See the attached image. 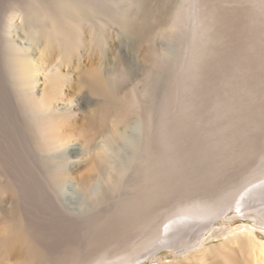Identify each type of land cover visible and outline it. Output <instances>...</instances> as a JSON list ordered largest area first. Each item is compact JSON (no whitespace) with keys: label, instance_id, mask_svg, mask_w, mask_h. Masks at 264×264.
<instances>
[{"label":"rangeland","instance_id":"obj_1","mask_svg":"<svg viewBox=\"0 0 264 264\" xmlns=\"http://www.w3.org/2000/svg\"><path fill=\"white\" fill-rule=\"evenodd\" d=\"M11 1L0 0V11ZM25 1L29 11L25 30L34 48L31 54L41 61L43 54L35 49L37 42L44 45L45 29L32 18L35 5L59 10L63 0ZM69 1L78 7L84 0ZM90 4L99 12L91 10L93 19L96 15L95 28L92 32L86 29L85 42L79 43L76 30L74 51L56 44L49 60L69 63V69L62 70L71 78V87L66 86L70 97L78 95L80 69L102 64L111 71L113 89L126 84L129 101L148 109L145 112L155 135L119 198L94 203L88 220L51 219L55 232L69 236L57 247L70 252L71 264H77L74 258L81 250L91 256L86 264L100 257L123 259L149 239L156 223L167 214L187 203H215L238 185L240 177L254 171L264 142V0H201L194 14L181 11L179 16L180 9L187 8L184 0H94ZM42 14L44 21L49 19L46 12ZM20 22L15 16L13 29ZM42 72L38 74L39 92L45 86ZM98 97L92 95V103L82 105V114L93 111L95 103L103 100ZM110 97L105 101L111 102ZM126 100L119 105H128ZM98 116L92 119L94 126L99 124ZM89 120L87 116L81 123ZM27 121L31 136L39 132L38 127L41 131L35 120ZM101 141L103 136L97 132L93 143ZM42 163L38 168L29 162L28 171L49 186L51 167ZM231 215L212 224L204 221L198 232L185 238L187 244L204 241L203 246L213 250L222 238L211 227L253 226L264 236L262 224ZM156 258L173 264L184 253L165 249Z\"/></svg>","mask_w":264,"mask_h":264},{"label":"bare ground","instance_id":"obj_2","mask_svg":"<svg viewBox=\"0 0 264 264\" xmlns=\"http://www.w3.org/2000/svg\"><path fill=\"white\" fill-rule=\"evenodd\" d=\"M25 2L13 0L0 11V264H71L70 252L57 247L69 236L55 232L51 219L88 220L94 203L119 198L123 185L143 157V150L147 145L151 147L155 132L145 112L148 109L137 101H129L131 92L125 83L126 86L119 84L113 89L108 75L111 71L102 64L80 69L78 95L70 97L67 87L71 78L62 70L69 69V63L49 60L56 44L74 51L76 30L79 43L85 42L86 29L92 32L95 28L93 11L99 12L92 9L90 3L94 0H84L78 7L63 0L59 10L35 5L37 9L31 17L45 29L44 45L37 42L35 49L37 54H43L41 61L31 54L34 48L25 30L29 12ZM200 3L201 0H184L187 8L180 9L177 16L181 11L194 14ZM43 11L49 17L46 21ZM15 16L21 22L13 29ZM40 71L45 83L41 93ZM92 95L103 100L95 103L89 115L82 114V105L92 103ZM105 97L112 101H105ZM120 100H126L128 105H119ZM96 115L99 127L92 123ZM87 116L89 123H81ZM28 119L41 127L33 136ZM97 132L103 141L93 143ZM259 155L254 171L239 176L238 185L235 180V186L229 187L215 203H187L167 214L161 223L153 224L149 239L142 241V246L138 244L141 247L131 248L133 251L125 258L100 257L89 263L144 264L151 260L153 264H168L156 257L162 250L176 249L184 253V258L173 264H264V236L253 226L211 227L213 234L222 238L213 250L203 246L204 241L190 246L185 240L204 221L212 224L231 213V217L251 218L264 226V142ZM29 162L38 168L42 162L49 164V186L42 185L38 174L28 171ZM190 249H194L193 253ZM88 257L91 258L88 251L81 250L74 261L86 264Z\"/></svg>","mask_w":264,"mask_h":264}]
</instances>
